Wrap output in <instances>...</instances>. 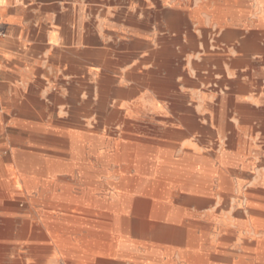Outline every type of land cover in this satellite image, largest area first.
Segmentation results:
<instances>
[{
    "label": "crops",
    "instance_id": "1",
    "mask_svg": "<svg viewBox=\"0 0 264 264\" xmlns=\"http://www.w3.org/2000/svg\"><path fill=\"white\" fill-rule=\"evenodd\" d=\"M211 1L0 0V127L34 134L64 122L81 107L67 95L81 94L89 71L105 72L114 110H170L172 136L264 137V41L228 15L243 13L235 4ZM151 59L159 79L137 72ZM145 83L153 102L131 103Z\"/></svg>",
    "mask_w": 264,
    "mask_h": 264
},
{
    "label": "rangeland",
    "instance_id": "2",
    "mask_svg": "<svg viewBox=\"0 0 264 264\" xmlns=\"http://www.w3.org/2000/svg\"><path fill=\"white\" fill-rule=\"evenodd\" d=\"M147 1L148 4H154V0ZM202 1L207 2L208 0H165L163 4L194 6ZM211 2L219 6L235 4L243 13L228 15H231L245 28V34L255 32L258 40L264 41V27L258 24L256 28L253 26V23H257L259 17L264 20V8L262 10L258 9L256 0H212ZM248 23L251 25H248ZM140 50H143V48ZM145 52L153 51L151 48L146 47ZM130 64L132 67L135 62L131 61ZM138 65H140V71L137 72L140 75L145 77L155 75L153 59L138 63ZM113 76L118 75L113 74ZM104 77V73L91 75L89 71L83 72L81 94L67 95L71 102L80 100L81 107L65 111L67 118L64 122L53 126L36 127L40 130V133L34 134L28 131L31 130L28 127H17L11 125L10 122L0 127V172L11 170L13 172L10 177L12 179L11 183L18 187V192L8 195L2 189L0 178V220L11 219L17 223L16 226L28 224L42 230L46 235L44 239L12 238L6 240L5 244L9 247L1 254L2 256L0 255V264H81L85 261L84 252L86 248H81V245L88 241L85 238V231L90 230V227L83 223V219L86 215L96 216L100 214V211L92 210L91 206H80L78 204H74L69 209L65 205L61 206L56 203L53 205L51 202L50 205L49 203L48 205L38 204L35 201L38 195L24 188L23 184H27L28 178L20 176L19 170L15 166L16 156H20L25 162L30 160L35 162L52 160L64 161L65 164H70L68 139L74 135L77 137H72V139L75 138L81 142L82 152L79 158H86L89 165L98 173L99 178L94 180L92 187L90 183L83 184L80 182L77 174L74 177H66L60 181L62 185L75 193L80 192L81 189H91L92 192L89 195L96 198L105 197L115 192L107 183H118L119 175L114 172L115 170L118 171V168L113 165L109 168H101L94 157H87L92 144L100 146L99 144L102 141H110L113 145L124 142L155 150L169 148L173 151L174 160H177L182 155V151L191 153V148L188 145L193 143L199 149L198 154L200 157H204L207 162L214 163L217 173L213 175L212 179L208 180V184H205L210 186L209 196L194 194L199 200L207 201L206 205L202 208H197L194 205L190 206L186 212L189 215L183 217L186 224L189 220L197 223L194 229H191L192 235L189 234L193 237L194 252V258L189 264H254L253 254L256 251L253 246L254 239L252 238L255 232L254 222L261 218L260 213H264V197L259 194L258 186L259 172L264 173V137L172 136V131L173 133L175 131L169 120L170 110H138L136 104H131L134 109L124 110V112L114 110L118 100L117 95L107 94L106 87L103 85L106 81V77ZM156 78L159 79L158 76ZM117 79L119 78L117 77ZM146 85L140 90L139 94L132 93L129 95L131 103L136 102L138 99H141L145 104L153 102V96L149 94L151 88L148 87V84ZM155 98L157 99V96ZM168 98L169 96L164 95L162 98L158 97L157 100L166 102ZM137 129L140 131L138 132ZM223 154L230 158L225 159L227 165L220 166L218 157ZM31 169L35 170L39 167L35 166ZM121 170L123 171V168ZM126 171L130 174L129 176L136 175L135 170L131 168ZM222 172L225 176L224 179L222 178ZM139 177L143 181H140L137 186L141 184L155 187L159 184L157 180L160 178V172L157 174L154 166H148L143 173H140ZM166 191L170 192L169 194H171L173 200L183 193L178 190ZM134 197H138V195H134ZM165 203L167 204V202ZM44 211H48L53 218L49 220V216ZM65 211H69L70 214ZM149 220L150 222H156L155 218ZM53 221L57 223L55 227H51ZM48 223L51 224L50 227L47 226ZM204 228L206 229L204 230ZM227 229L235 230L237 233L221 245L220 239L226 233H220V231ZM95 231H100L101 234L105 233V229L101 228H96ZM52 234L56 239L53 238ZM113 238H119L120 242L124 241L128 245V250L142 252L144 251L143 246L148 248L149 245H154L167 258H172L178 264H181V255L186 250L185 245L168 246L154 241L134 239L130 236V232H126V234L119 233L117 237H112L111 243H104L105 241H103L102 244H108L112 247V244L116 242ZM56 240L65 242L67 251H63L64 254L60 252V249L52 253L53 250L50 248H57ZM135 244H138L137 248L133 247ZM219 245L222 247H218ZM120 254H122L121 251ZM96 257L102 258L103 256L97 255ZM117 257H120V255ZM117 257L108 256L106 259L115 262L119 260ZM120 259L122 264H131L132 262L127 254L121 256Z\"/></svg>",
    "mask_w": 264,
    "mask_h": 264
},
{
    "label": "bare ground",
    "instance_id": "3",
    "mask_svg": "<svg viewBox=\"0 0 264 264\" xmlns=\"http://www.w3.org/2000/svg\"><path fill=\"white\" fill-rule=\"evenodd\" d=\"M256 7L262 10L264 8V0H256ZM257 24L264 27L263 18L259 17ZM129 81L131 82V80ZM136 86L140 87L139 84ZM139 131L140 130H138V132ZM72 137L77 136L74 135ZM72 137L68 139L70 164H65L64 161L59 162L52 160H45L43 162L30 160L29 162H25L20 156H16L15 166L19 170L20 176L28 178L27 184H23L24 188L38 195V198L35 200L38 204L48 205L49 203L50 205L51 202L53 205L55 203L61 206L65 205L68 209L74 204H78L80 206H91L90 208L92 210L100 211V214L96 216H84L85 220L83 219V223L87 224L90 230L85 231V238H87L88 241L81 245V248H86V253L84 252L85 261L81 262V264H122L120 258L124 256V254H127L132 260L131 264H178L172 258H167V256L161 253L159 248H156L154 245H149L148 248L147 246H143L142 248H144V251L141 252L139 250H128V245H126L124 241L120 242L119 238H113L116 242L112 244V247L108 244H102L103 241H105L104 243H111L112 237H117L119 233L126 234V232H130V236L138 240L154 241L158 244L160 243L168 246L185 245L186 250L183 255H181V264H189L194 258L193 237L189 236V234L192 235L191 229H194L197 223L187 220L188 224H186L183 217L184 215H189L186 212L190 206L194 205L197 208H202L206 205L207 201L199 200L194 194L210 195V186L205 184H208V180L212 179V177H214L213 175L217 173L214 163L207 162L204 157L196 156L187 151H182V155L177 160H174L173 151L169 148L155 150L149 149L148 147H138L130 143L123 142L113 145L110 141H102V143L99 144L100 146L91 145L87 157H94L101 168H109L112 165L118 168V171L115 170L114 172L119 175V181L118 183H107V185L115 191L107 195L109 198H107V196L96 198L93 197V195L92 197L89 195V193L92 192L91 189H81L80 192L75 193L61 183L62 179L74 177V175L77 174L80 182L83 184L90 183L92 187L94 180L99 178L98 173L89 165L86 158H79L82 152L80 148L81 142L77 141L75 138L72 139ZM229 158L230 157H226L224 154L218 157L219 165H227L225 164V159ZM30 166L31 168H35L36 166L39 167V169L32 170L29 168ZM148 166H154L157 174L160 172V178L157 180L159 184L155 185V187L143 186L141 184L137 186L140 181H143V179L139 177L140 173H143ZM121 168H123V171ZM129 168L135 170V176H129L130 174L126 173V170ZM12 175L13 172L9 169L0 172L2 189L8 195L18 192V187H15V185L11 183L12 179L10 177ZM222 175L224 179L225 176L223 172ZM258 176L259 194L264 197V173L259 172ZM167 187H169V189H167ZM166 190H178L185 194L182 193L173 200L171 194H169L170 192ZM134 195H138V197H134ZM165 202H167V204ZM65 212L69 213V211ZM44 213L49 216V220L53 218L48 211H44ZM260 217L259 220L254 222L255 232L252 237L255 242H253V246L256 250L253 254L254 264H264V213H260ZM150 218H155L156 222H150ZM160 222L164 224L161 225L162 223ZM16 224L17 223L11 219L0 220V255L9 247L5 244V241L8 239L18 238L34 240L37 238L44 239L46 237L45 233L38 228H34L28 224H21L20 226H16ZM56 225L57 223H54V221L52 222V226L50 223L47 224L49 227H55ZM96 228L105 229V233L101 234L100 231H95ZM206 228L208 229V227ZM206 228H204V230ZM220 233H226V235H222L221 239L219 238L220 244L222 245L234 237L237 231L227 229L221 230ZM53 238L56 239L54 235ZM55 244H57V248H50L53 250L52 253L60 249V252L64 254L65 252L63 251L66 250L65 242L56 240ZM137 245L135 244L133 247L137 248ZM120 251L122 254H120ZM35 253L37 254L38 252ZM43 253L45 254L44 251ZM97 255L103 257L98 258L96 257ZM118 255H120V257H117ZM108 256L117 257L119 260L115 262L110 261L106 259Z\"/></svg>",
    "mask_w": 264,
    "mask_h": 264
}]
</instances>
